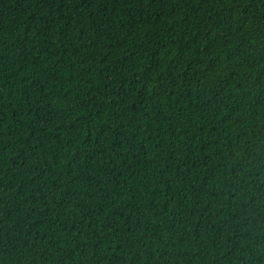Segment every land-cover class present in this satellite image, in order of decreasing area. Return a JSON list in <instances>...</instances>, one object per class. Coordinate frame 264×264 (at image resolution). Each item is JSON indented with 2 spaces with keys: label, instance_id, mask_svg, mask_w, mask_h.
Returning a JSON list of instances; mask_svg holds the SVG:
<instances>
[{
  "label": "trees",
  "instance_id": "obj_1",
  "mask_svg": "<svg viewBox=\"0 0 264 264\" xmlns=\"http://www.w3.org/2000/svg\"><path fill=\"white\" fill-rule=\"evenodd\" d=\"M0 264H264V0H0Z\"/></svg>",
  "mask_w": 264,
  "mask_h": 264
}]
</instances>
